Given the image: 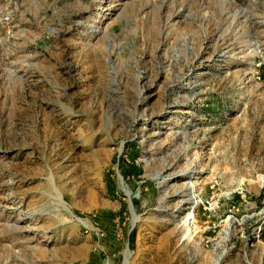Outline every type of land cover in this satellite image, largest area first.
I'll use <instances>...</instances> for the list:
<instances>
[{"label":"rangeland","instance_id":"obj_1","mask_svg":"<svg viewBox=\"0 0 264 264\" xmlns=\"http://www.w3.org/2000/svg\"><path fill=\"white\" fill-rule=\"evenodd\" d=\"M0 264H264V0H0Z\"/></svg>","mask_w":264,"mask_h":264}]
</instances>
